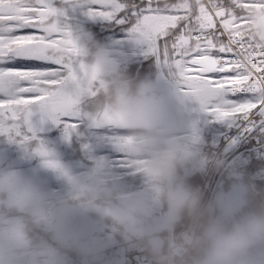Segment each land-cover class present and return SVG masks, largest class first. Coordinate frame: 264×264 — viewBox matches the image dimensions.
Instances as JSON below:
<instances>
[{
  "label": "clouds",
  "instance_id": "9594fccd",
  "mask_svg": "<svg viewBox=\"0 0 264 264\" xmlns=\"http://www.w3.org/2000/svg\"><path fill=\"white\" fill-rule=\"evenodd\" d=\"M247 2L245 36L264 47V0ZM70 39L82 108L95 99L90 118L107 113L131 133L128 147L139 158L144 186L128 190L103 161L87 173L63 161L42 164L63 192L0 168V264H110L112 239L91 234L93 218L152 264H264V192L236 172L227 173L238 181L234 192L219 188L208 196L192 184L195 172L222 170L225 162L183 133L177 103L132 75L102 43L72 29ZM44 149L40 144L36 152Z\"/></svg>",
  "mask_w": 264,
  "mask_h": 264
},
{
  "label": "snow or ice",
  "instance_id": "6c2138e0",
  "mask_svg": "<svg viewBox=\"0 0 264 264\" xmlns=\"http://www.w3.org/2000/svg\"><path fill=\"white\" fill-rule=\"evenodd\" d=\"M82 3L89 17L127 27L201 112L245 131L264 128V47L245 36L247 0ZM61 17L55 0H0V135L9 140L37 139L49 122L70 138L84 115ZM92 119L119 127L107 113Z\"/></svg>",
  "mask_w": 264,
  "mask_h": 264
},
{
  "label": "rangeland",
  "instance_id": "374dc122",
  "mask_svg": "<svg viewBox=\"0 0 264 264\" xmlns=\"http://www.w3.org/2000/svg\"><path fill=\"white\" fill-rule=\"evenodd\" d=\"M55 3L56 7L62 12L61 22L72 30L82 33L85 29L81 27H85L87 20L93 19L86 15L87 8L82 3V0H55ZM116 25L117 27L114 31H108L110 34H106L107 31H105L104 28L96 29L99 34L95 29L90 31L87 28V32L84 35L89 42L98 41L107 48H110L114 58L126 69L128 66H131V63H127V61L132 60L131 57L136 58L143 53L149 55L150 57L148 56L149 59H147L146 62L147 65H151L152 71L148 72L147 76L142 78L151 81L155 86L161 88L177 103L181 112L183 133L187 136H197L203 142L205 151L224 160L225 169L215 170L209 167L206 172H199L201 180L198 181L197 185L204 187L208 196H211L214 191L219 188L225 191H237L236 184L238 181L230 179L227 173L237 172L239 177L244 178V175L238 171V166L240 162L244 160V157L245 161H248L249 158L253 156L261 159L260 162L262 161V167L253 166L251 168L253 169L254 175L251 174L252 178H246L248 179L247 183L254 184L260 191L263 190V182L260 184L259 180L255 178L260 175L263 178L264 175V128L259 127L255 129L254 133L252 132V134L247 136L250 131H245L244 126H230L228 122L215 121L214 118L201 112L195 102L181 101L182 93L175 78L161 66L155 56L148 53L146 45L139 43L137 39L131 35L130 31L128 32L127 28L115 23L114 26ZM91 33H95L97 37H94V34ZM101 33L104 35L102 34L103 36H101ZM90 34L91 36H89ZM153 70H155V73H153ZM134 73L136 72L132 71V75L135 76ZM241 96L243 99L252 98L249 94H243ZM82 111L89 115H82L80 117L85 122L83 130L79 128L72 130L71 136L74 135V138L72 136L74 144L69 146L70 151L76 153L77 148H80V136L84 137L83 139H85V137H88V139H98L104 142L105 145L97 151L83 148L82 156H80V150H78L79 152L73 158H68L67 161L64 158L61 160L71 165L78 173L90 172L97 161H103L108 166L110 174L125 188L132 191L141 189L144 184L140 172L139 158L128 147L131 140V133L121 131L119 127L114 125H97L94 123L93 119L90 117L97 112L95 99L87 101L83 105ZM101 115L102 114L97 115V117ZM72 122L75 125L78 123L76 120ZM59 126L60 128L63 126V136L66 137L65 126L63 124ZM59 126L50 122L45 124L43 130L38 133L37 139L29 138L28 140H24L23 137H14V142H12L7 136L0 135V168L19 169L38 178L39 170L36 165L39 160L41 159V161L49 162V160L55 161L59 159V157H46L41 155V153H37L36 148L41 144L40 141L43 140L47 152H50L52 155L57 154L59 151L56 146H61V144L55 142L57 137L54 139L52 137ZM90 143L92 142L88 141V144ZM121 143L124 145L123 147ZM111 145L113 146L112 149ZM63 147L66 149L65 152H67L68 147L65 142L63 143ZM61 160L59 159V161ZM250 160H252V158H250ZM38 167L43 168L40 166ZM197 174L198 172H195L192 175L191 183L198 180ZM50 175L51 172L49 173V171H47L43 179L41 178L38 181L50 190L63 192L64 186L62 182L58 181L55 176L53 177ZM240 182L242 181L240 180ZM256 185H261V187ZM88 224L91 234L103 235L112 239L111 248L120 242V238L118 236H113L110 228L100 224L94 218L90 219ZM111 252H114V250L111 249ZM138 264L149 263L139 262Z\"/></svg>",
  "mask_w": 264,
  "mask_h": 264
},
{
  "label": "trees",
  "instance_id": "16d2710c",
  "mask_svg": "<svg viewBox=\"0 0 264 264\" xmlns=\"http://www.w3.org/2000/svg\"><path fill=\"white\" fill-rule=\"evenodd\" d=\"M66 10V9H65ZM115 23H112V22H109V21H105V20H102V19H90V20H87V24L85 25V27H81L83 29H85V31H82V34H85L87 32V28L92 31L95 29H101V28H104L106 32V34H110L108 31H111L117 27L114 26ZM125 27V26H124ZM127 28V27H125ZM128 29V28H127ZM25 31H31V30H25ZM130 30L128 29V32ZM94 32V31H93ZM97 32V31H96ZM95 32V33H96ZM95 33H91V34H94L93 36L94 37H97L95 36L96 34ZM98 33V32H97ZM91 34L89 36H91ZM99 34V33H98ZM103 33H101L100 35H102ZM85 36V35H84ZM97 39V38H95ZM110 49V48H109ZM149 55H146V54H140L138 57L134 58V57H131L132 60L130 61H127V63H131V66H128L127 67V70L132 74V71L136 72L134 73L135 76L137 77H144V76H147L148 72H151L152 71V68L150 67L151 65H147V59H149L148 57ZM126 62V61H125ZM153 73H155V70H153ZM152 73V74H153ZM76 120V122H78L76 124V128H79L80 130H83L84 129V121L82 118H77V119H74ZM63 126L60 128V126L58 127V130L54 133L53 135V139L56 138L55 142L61 144V146H56L58 149V153L57 154H50L49 152V155H46V157H54V158H57L59 157V159L61 160L62 158L66 159V161L68 160V158H73L80 150V156H82V150L83 148L87 149L89 148L88 150H92V151H97V150H100L99 148L103 147L105 144L104 142H101L100 140H95V139H91L88 137H85V139H83L84 137L80 136L79 138V142H80V148L78 149L77 148V152L76 153H73L70 151L69 149V146L73 145L74 144V135L73 138L72 136L69 138L67 137H64L63 136V133L64 131L62 130ZM121 131H126V130H123V129H119ZM80 134V133H79ZM88 141L92 142L90 144H88ZM65 142L66 146L68 147L67 149V152H65L66 149H64L63 147V143ZM69 143V145H68ZM113 148V146L111 145V149ZM45 156V155H44ZM62 156V157H61ZM250 158H252V160H250ZM249 160L245 161V157H244V160L240 162V165L238 166V171L240 173H242V175H244V178L243 177H239V181L241 180L242 182H245L247 183L248 179L246 178H252V175L253 174V169H251L253 166H259V168L262 167V164L260 162V158H255V157H250ZM59 159H56L55 161H51L49 160L48 161H41V159L39 160L38 164L36 165L37 166V169L39 170V175H38V178H36L37 180L39 179H43L45 173L47 172L46 170H44L43 168H39L38 166L42 167V164H45V163H48L49 165H55ZM257 159V160H256ZM264 159V157H263ZM53 160V159H52ZM62 161V160H61ZM263 166H264V160H263ZM258 168V167H257ZM41 169V171H40ZM50 173V171H49ZM237 173V172H236ZM254 175V174H253ZM50 176H55L54 174L51 173ZM198 176V180L195 182H193L192 184L194 185H197L198 181L201 180V175H199V172L197 174ZM224 177V176H223ZM255 178V177H254ZM257 180H259L260 184H264V175H263V178L260 176H256ZM254 185V184H253ZM255 186V185H254ZM256 186H260L261 185H256ZM262 192H264V188L263 190H261ZM120 244V245H119ZM111 249L114 250V252H111ZM111 249L108 250V257H109V260H110V264H138L139 262H148L149 264H152V261H151V258L144 252L140 251L139 249H136L128 244H125L123 241L120 240V242L117 244V245H114ZM73 260L75 261L76 258L75 256L73 255Z\"/></svg>",
  "mask_w": 264,
  "mask_h": 264
},
{
  "label": "water",
  "instance_id": "95a60500",
  "mask_svg": "<svg viewBox=\"0 0 264 264\" xmlns=\"http://www.w3.org/2000/svg\"><path fill=\"white\" fill-rule=\"evenodd\" d=\"M258 128H259V127H256L255 129H258ZM255 129L252 130V131H250V133H249L247 136H249L250 134H252V132L254 133Z\"/></svg>",
  "mask_w": 264,
  "mask_h": 264
},
{
  "label": "built area",
  "instance_id": "2783aa9c",
  "mask_svg": "<svg viewBox=\"0 0 264 264\" xmlns=\"http://www.w3.org/2000/svg\"><path fill=\"white\" fill-rule=\"evenodd\" d=\"M243 94H250V93H242L241 95H243Z\"/></svg>",
  "mask_w": 264,
  "mask_h": 264
}]
</instances>
